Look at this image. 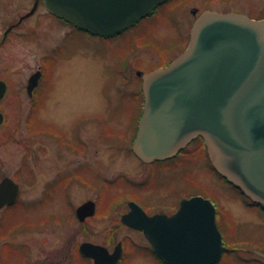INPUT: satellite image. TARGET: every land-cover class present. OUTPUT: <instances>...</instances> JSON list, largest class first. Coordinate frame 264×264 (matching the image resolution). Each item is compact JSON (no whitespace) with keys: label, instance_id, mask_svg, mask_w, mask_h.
<instances>
[{"label":"rangeland","instance_id":"rangeland-1","mask_svg":"<svg viewBox=\"0 0 264 264\" xmlns=\"http://www.w3.org/2000/svg\"><path fill=\"white\" fill-rule=\"evenodd\" d=\"M36 1L0 0V29L4 18ZM43 4L30 21L37 26L34 41L13 38L3 48L19 78L51 48L62 46V53L45 71L30 137L10 125L0 130V180L11 177L21 188L17 204L0 210V227L8 230L0 236V264H88L78 252L83 242L109 252L121 242L120 264H159L142 233L120 218L129 202L147 212L194 194L216 209L228 250L218 264H259L246 260L256 258L249 250L264 252V214L246 208L214 173L202 140L152 165L141 163L131 146L143 108L132 97L143 99L141 74L185 50L202 12L262 20L264 0H167L112 38L57 24ZM86 200L96 202L97 212L83 225L74 211Z\"/></svg>","mask_w":264,"mask_h":264},{"label":"water","instance_id":"water-1","mask_svg":"<svg viewBox=\"0 0 264 264\" xmlns=\"http://www.w3.org/2000/svg\"><path fill=\"white\" fill-rule=\"evenodd\" d=\"M165 1L43 3L57 18L106 38L134 26ZM39 76L37 72L30 78L29 88L38 85ZM140 77L144 103L131 147L134 155L145 164L169 160L200 138L214 170L264 208V19L204 11L191 26L184 52L170 65ZM19 195L20 186L13 179L0 181V209L14 205ZM128 207L121 223L142 232L164 264H217L227 252L215 207L201 196L182 199L172 215L149 216L134 202ZM95 213L91 200L75 210L79 222ZM79 252L93 264H119L123 249L121 242L112 252L83 242ZM255 253L264 258V253Z\"/></svg>","mask_w":264,"mask_h":264},{"label":"flooded vegetation","instance_id":"flooded-vegetation-1","mask_svg":"<svg viewBox=\"0 0 264 264\" xmlns=\"http://www.w3.org/2000/svg\"><path fill=\"white\" fill-rule=\"evenodd\" d=\"M40 2L43 3L41 0L39 1V3ZM39 3H38V5H39ZM33 5H34V3H33ZM33 5L28 10H22L23 12L19 13L17 16H15L14 18H11L10 20H8L7 17L4 18L2 21L1 29H0V117L2 119V123L0 124V130L5 128V126L10 125V127H12V129L14 131H18L19 128H22L24 131V134H26L25 136L29 135V137H30V130L32 127L34 112H35V106L38 103V99L36 96L39 92L45 71H46L47 67L49 65H51V63L53 61H57L59 59V56H61V53H62V50H61L62 46H59L57 48H55V47L51 48L49 54L43 56L41 58V60L38 61L37 66H32L33 68H28L22 74L21 78L17 77V72H16L17 69L12 66L11 57L3 51L4 50L3 48L9 42L11 43L13 38L22 39V40L28 41V42L34 41L36 34H37V26H36L35 22L31 23L30 21H31V19L34 18L35 14H36V9L34 10V12L32 14L26 16L32 10ZM43 6H44V4H43ZM44 10H45L46 17L49 18L50 20L53 19L55 22H57V24L71 26L68 23H66L65 21H63V20L55 17L54 15L48 13L45 9V6H44ZM71 27H73V26H71ZM37 72L40 73V76L38 79V85L34 88H29V80ZM31 137H32V135H31ZM197 140H201V139L197 138L193 142H195ZM220 179L222 182H224V183L228 184L230 187H232L233 190L239 194L240 200L246 208H248V207L255 208L256 210L258 209L261 212V214H264V208L263 207L251 202L239 190L234 188L232 185H230L224 179H222V178H220ZM195 196H201V195L194 194V195L182 197L181 199L191 198V197H195ZM201 197L204 199H207L206 197H203V196H201ZM181 199L178 200V202H176V203H172V202L166 203L167 206H165V208L154 206V210L147 211V212L143 208L142 209L149 216H152L155 214L171 215L179 208V203H180ZM86 201H89V200H86ZM95 204H96V202H95ZM10 207H12V206H10ZM7 208H9V207L5 206L2 209H7ZM151 208H153V207H151ZM96 212H97V205H96ZM74 216H75V211H74ZM91 218H93V217L86 218L84 220V222H78V221L77 222L84 225L87 222V220H90ZM75 219H76V216H75ZM215 221H216V218H215ZM216 225H217V223H216ZM218 230L221 234L222 241H223V235L221 233V230L219 228H218ZM223 244H224V241H223ZM79 254H80V258H83V260L88 262V264H93L91 259L84 257L81 253H79ZM254 255L256 256L255 259L246 260V262L247 263L264 264V258H261L260 256H258L256 254H254ZM158 261H159V264H163L160 260H158ZM56 264H62V263H56ZM119 264H120V262H119Z\"/></svg>","mask_w":264,"mask_h":264},{"label":"trees","instance_id":"trees-1","mask_svg":"<svg viewBox=\"0 0 264 264\" xmlns=\"http://www.w3.org/2000/svg\"><path fill=\"white\" fill-rule=\"evenodd\" d=\"M132 97H136L137 99H138V101H140V103L143 101V99L142 98H139L140 96H139V94H136L135 96H132ZM140 105V104H139ZM141 110V109H140ZM141 116V115H140ZM140 116L138 117H136V118H140ZM137 131V130H136ZM136 131H134V133H133V136H132V139L134 140V138H135V134H136ZM45 133H49V134H52V133H50V131H45ZM65 142V141H64ZM66 181H67V179H66ZM125 199V198H124ZM117 202V201H116ZM116 202H114V204L116 203ZM113 207V206H112ZM11 208H13V206L12 207H9V208H7L6 210H10ZM3 226H4V224H3ZM8 230L6 229V226L5 227H0V236H4L5 235V233L7 232Z\"/></svg>","mask_w":264,"mask_h":264}]
</instances>
